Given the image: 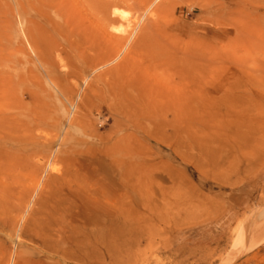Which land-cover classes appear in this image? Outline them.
<instances>
[{
  "label": "rangeland",
  "instance_id": "374dc122",
  "mask_svg": "<svg viewBox=\"0 0 264 264\" xmlns=\"http://www.w3.org/2000/svg\"><path fill=\"white\" fill-rule=\"evenodd\" d=\"M81 10L93 25L109 14L106 30L129 34L138 59L206 54L212 100L196 106L194 119H137L111 90L108 72L123 54L95 68L92 63L93 51L104 46L101 28L59 34L30 13L29 31L54 64L51 81L37 63L21 64L24 55H34L16 1L0 0L2 119L19 123L17 133L26 138L19 154L28 155L40 178L34 186L36 173L20 168L0 175V220H13L21 193L31 186L25 206L34 207L46 175L65 168L54 162L63 150L74 153L90 187L107 183L99 160L106 148L121 151L126 140L132 159L131 239L112 252V262L94 245L92 229L65 213V228L75 230L65 243L49 236V253L27 234L20 237L18 222L0 224V244L12 255L28 253L32 264H264V242L238 257L232 251L238 228L264 215V0H84ZM77 210L82 217L100 213L84 199L75 202Z\"/></svg>",
  "mask_w": 264,
  "mask_h": 264
},
{
  "label": "bare ground",
  "instance_id": "6f19581e",
  "mask_svg": "<svg viewBox=\"0 0 264 264\" xmlns=\"http://www.w3.org/2000/svg\"><path fill=\"white\" fill-rule=\"evenodd\" d=\"M15 1L21 33L26 47H29L34 55V59L24 55L21 64L33 66L37 63L47 79L53 80L54 64L47 59V52L39 50L35 34L29 31V24L33 23L30 13H35L46 20L59 34H63L68 28L70 32L77 31L79 34L84 32L90 35L96 33L97 28L98 30L101 28L104 46L100 48V52L96 49L93 51L92 63L96 64L95 68L123 54L121 61L108 72L112 76L111 90L114 98L125 101L126 107L122 108L134 113L137 119H194L197 105L206 108L210 104L212 100L211 83L208 78L210 68L206 54L197 56L191 53L184 58L172 59H161L152 54L147 56L148 60L138 59L134 52L136 45H129L131 40L129 34L112 35L106 30L109 14H102L103 22L100 25H93L86 20L87 15L81 10L84 0ZM54 1L56 3L51 4ZM101 10L107 11L108 7L101 5ZM117 11L113 10L111 16L117 15ZM119 33L125 32L122 30ZM22 49L25 54L24 44ZM3 53V34L0 26V175L18 168L28 173L29 171L36 173L35 168H39L30 164L28 155L22 157L19 154L18 147L26 141L25 137H20L17 133L20 129L19 123L16 119H2ZM162 68L171 71L172 75L164 78L162 72L157 73ZM40 82L41 80H38V83ZM57 87L62 92V88L59 85ZM30 98H33V94H30ZM123 143L127 145L122 148L123 150L106 148L100 155L101 159L98 158L102 162L101 170L104 172L102 178L107 182L106 187L104 184L90 187L89 182L81 177L79 168L76 167L74 160L78 159L74 157V153L61 151L60 156L54 158V162H61L65 168L63 170L52 168V173L46 175L38 199L33 204L34 207L27 211L25 204L35 184L39 182L37 173L33 179L34 186L21 193L16 216L13 220H8L9 222L0 220V224L13 227L17 222L21 223L20 237L27 234L29 240L36 241L41 251L49 253V236L56 234L57 239L65 243L64 239H70L67 233L75 230L71 224L67 227H71L70 230H65L67 228H65L64 215H61L65 213L70 222L79 221L83 226L92 229L94 245L106 250L112 262V252L123 247L131 239L129 199L132 159L127 141L123 140ZM0 179L3 180L1 177ZM58 196L60 198L52 204V199ZM81 199L88 200L89 205L100 210V213L93 212V215L82 217L78 210L73 212L75 202ZM253 223L249 227L240 226L239 232L234 235L232 251L235 257L251 251L264 242V215ZM0 264L32 263L28 253L16 252L12 255L0 244Z\"/></svg>",
  "mask_w": 264,
  "mask_h": 264
}]
</instances>
